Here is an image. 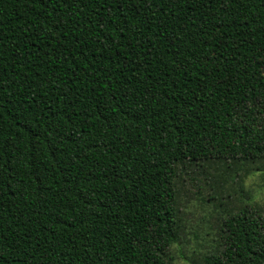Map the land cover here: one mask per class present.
Wrapping results in <instances>:
<instances>
[{
    "label": "trees",
    "instance_id": "1",
    "mask_svg": "<svg viewBox=\"0 0 264 264\" xmlns=\"http://www.w3.org/2000/svg\"><path fill=\"white\" fill-rule=\"evenodd\" d=\"M187 166L264 171V0H0V264H172ZM238 190L197 264H264Z\"/></svg>",
    "mask_w": 264,
    "mask_h": 264
},
{
    "label": "rangeland",
    "instance_id": "2",
    "mask_svg": "<svg viewBox=\"0 0 264 264\" xmlns=\"http://www.w3.org/2000/svg\"><path fill=\"white\" fill-rule=\"evenodd\" d=\"M177 216L180 224L179 240L169 250L172 264H197L205 254L220 248L219 234L222 217L240 204L246 196L264 205V171H254L231 182L225 173L206 167L178 170ZM239 183V185H238Z\"/></svg>",
    "mask_w": 264,
    "mask_h": 264
}]
</instances>
